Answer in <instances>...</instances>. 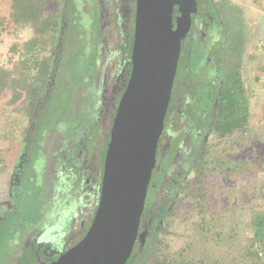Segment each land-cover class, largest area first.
<instances>
[{
  "label": "rangeland",
  "instance_id": "374dc122",
  "mask_svg": "<svg viewBox=\"0 0 264 264\" xmlns=\"http://www.w3.org/2000/svg\"><path fill=\"white\" fill-rule=\"evenodd\" d=\"M9 1L0 0V213L8 211L0 219V264H16L22 259L28 251L22 244L26 234L47 223L50 203L46 189L54 175L50 169L44 170V160L55 149L57 133L90 134L100 142L94 115L102 43L94 0H48L46 8L57 22L51 41V27L42 36L37 30L33 33L13 24ZM242 2L199 0V8L219 13L222 20L230 17L231 36L241 33L244 46L231 60L238 64L244 83L248 129L239 137L246 140L249 136L248 144L242 140L233 151L228 141L234 138L229 137L225 143L229 153L224 155H242L264 142V25ZM48 23L53 25L54 18ZM30 38L35 40L30 50L34 58L25 61L19 51L12 52L11 45L16 41L20 48ZM39 39L43 45L38 44ZM43 57L50 58L52 66L49 82L41 87ZM33 94L37 100L29 115ZM5 202L7 206L2 205ZM203 207L206 209L199 210ZM259 213L264 214V172L235 181L215 177L205 199L198 202L196 219L198 223L203 217L204 230L191 233L190 219L187 228L178 224L176 236L168 239L163 251L165 255L181 252L186 262L253 264L248 250L254 253L251 256H264L263 245L252 237L253 217Z\"/></svg>",
  "mask_w": 264,
  "mask_h": 264
},
{
  "label": "flooded vegetation",
  "instance_id": "af4514ba",
  "mask_svg": "<svg viewBox=\"0 0 264 264\" xmlns=\"http://www.w3.org/2000/svg\"><path fill=\"white\" fill-rule=\"evenodd\" d=\"M195 1L196 13L181 43L155 164L137 236L126 264L152 255L155 240H161L166 249L168 239L176 236V226L187 228L189 219L192 220L191 233H196L199 198L205 199L211 179L220 177L223 152L229 153L225 148L227 138H240L239 134L245 128L243 122H239L231 134L221 136L223 123L231 117L242 120L244 115V83L238 64L231 60V55L235 59L239 47H244L240 44L241 33L231 36L230 17L222 20L219 13L214 15L204 6L199 8V0ZM94 4L100 36L109 37L114 44L106 45L105 53L113 55L114 64L99 83L105 90V97L94 113L97 129H101L100 142L97 143L90 134L74 140L75 133H57L55 149L44 160V170L50 169L49 173L54 175L46 189L49 217L42 227L26 234L22 244L28 251L16 264H49L55 260L59 253L84 236L97 209L111 122L131 72L129 39L133 40L136 0H94ZM176 11L177 7L174 14ZM234 17L236 25L237 16ZM173 20L175 23V15ZM70 151H74V156L79 152L83 156L78 161L83 175L78 184L85 191L69 206L66 214L58 215L61 190L57 185L60 176L72 172ZM56 194L59 195L57 199ZM6 213L7 210L0 213L3 214L0 219Z\"/></svg>",
  "mask_w": 264,
  "mask_h": 264
},
{
  "label": "water",
  "instance_id": "95a60500",
  "mask_svg": "<svg viewBox=\"0 0 264 264\" xmlns=\"http://www.w3.org/2000/svg\"><path fill=\"white\" fill-rule=\"evenodd\" d=\"M195 13V0H136L131 72L111 122L97 209L84 236L49 264H126L155 164L181 43ZM100 43L96 109L105 97L99 83L114 64L111 54H105L109 37L102 36ZM74 155L72 172L58 180V215L66 214L85 191L78 184L83 178L78 161L83 156Z\"/></svg>",
  "mask_w": 264,
  "mask_h": 264
},
{
  "label": "trees",
  "instance_id": "16d2710c",
  "mask_svg": "<svg viewBox=\"0 0 264 264\" xmlns=\"http://www.w3.org/2000/svg\"><path fill=\"white\" fill-rule=\"evenodd\" d=\"M47 1L48 0H10L9 2L11 10L9 17L11 22L15 25L21 24L23 27L28 28L29 30H33V33L35 30H37L42 34V36L45 35L47 27H51L52 30L49 36L51 41L52 34L57 29V22L55 21V15L48 12V9L46 8ZM50 17L54 18V23L51 26H49L48 23ZM33 42H35V40L30 38L19 48L18 43L14 41L11 45V50L12 52L19 51L20 57L22 59H25V61L27 59L31 60L34 58L33 55L30 54L31 45ZM41 43L43 45L44 41H41V39H39L38 44L41 45ZM40 61L42 71L39 74L41 76L42 87L44 86L45 82L46 84L49 82L48 78L51 76V74H49L48 71L51 69L52 63L51 59L48 57H43ZM235 79L237 82H239V78L236 77ZM36 100L37 98L34 95L31 101L32 103L30 102L28 108L29 115H31L32 110H34ZM228 120L229 121L227 123L222 124L223 128L221 127V136H224L226 133L231 134L232 129L238 126L239 122H243V126L245 127V129H248V109L246 99H244V115L242 120L239 117H231ZM248 138L249 136L246 140H242L245 141L246 144H248ZM242 140L241 138H234L233 140L231 139V141H228V148L232 149L233 146L240 147L243 144ZM258 172H264V142L260 145V147L250 148L245 154L242 155H224L222 157L219 170L220 177H222L223 179L228 178L229 181H235L236 179L244 180L246 177L248 178L250 176H253ZM198 197H200L199 194ZM202 200L203 199L199 198V201ZM204 209L206 208H199V210ZM204 228L205 220L203 219V217L198 220V223L196 219V224L194 226L195 232H197V229L199 232V230L202 231L204 230ZM252 237L253 239L261 242L264 248V214L262 213L256 214L253 217ZM163 250H165V244L161 242V240H155L153 244L154 252L152 255H150L149 257H144L137 262L129 261V264H207V261H205L204 259L203 261L201 260L199 262H186L181 252H176L171 255H165ZM246 254L249 255L250 258L254 259L253 264H264V256L261 255L260 257H258L257 254L251 256L254 253H251L249 250ZM180 258H183V261H180Z\"/></svg>",
  "mask_w": 264,
  "mask_h": 264
},
{
  "label": "crops",
  "instance_id": "0c3cea01",
  "mask_svg": "<svg viewBox=\"0 0 264 264\" xmlns=\"http://www.w3.org/2000/svg\"><path fill=\"white\" fill-rule=\"evenodd\" d=\"M242 3L247 7L249 10H252L255 14L256 20L260 22V25H264V0H241ZM80 135H75L74 140H77ZM74 152V151H73ZM56 196V195H54Z\"/></svg>",
  "mask_w": 264,
  "mask_h": 264
}]
</instances>
